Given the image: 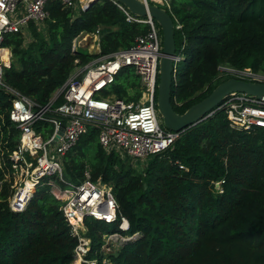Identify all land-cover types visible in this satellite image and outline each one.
<instances>
[{"label": "trees", "instance_id": "trees-1", "mask_svg": "<svg viewBox=\"0 0 264 264\" xmlns=\"http://www.w3.org/2000/svg\"><path fill=\"white\" fill-rule=\"evenodd\" d=\"M45 8L49 16L40 28L29 22L2 43L11 51L4 82L37 104L46 103L77 66L129 48L149 30L147 23L127 22L111 0H95L78 12L59 0ZM170 13L181 24L174 28L176 52L183 47L170 92L178 114L231 77L220 79L222 65L264 74V0H170ZM98 28V52L71 50L78 34ZM104 94L138 101L134 68L122 67ZM11 98L0 86V264H71L77 237L46 178L23 211L9 208L10 155L20 134L8 116ZM178 133L170 148L145 158L141 169L132 163L138 159L103 149L94 127L63 156V180L80 183L88 169L91 180L111 187L117 212L129 223L121 231L119 221L85 218L91 239L86 257L100 264L102 234L120 231L137 236L110 252L109 264H264V128L231 129L224 111L215 110ZM219 180L222 192L214 187Z\"/></svg>", "mask_w": 264, "mask_h": 264}, {"label": "built area", "instance_id": "built-area-1", "mask_svg": "<svg viewBox=\"0 0 264 264\" xmlns=\"http://www.w3.org/2000/svg\"><path fill=\"white\" fill-rule=\"evenodd\" d=\"M48 1L0 0V86L12 95L8 116L20 133L10 155L14 184H11L13 192L9 197V208L13 212L23 211L33 189L46 178L50 193L61 201L60 208L71 234L77 237L71 264H97V258L86 257L91 250V239L86 235L84 219L106 223L119 221L121 231L128 230L129 223L118 214L111 187L100 180H91L88 169L80 183L63 180L62 159L90 127L97 129L98 142L107 152L116 148L134 159H145L173 145L179 133L164 128L155 101L162 35L152 19L137 16L123 4L111 0L124 13L127 22L147 23L149 30L138 35L129 48L99 55L83 66H77L46 103L37 104L4 82L3 72L10 64L11 51L2 43L6 34L24 31L29 22L43 24L49 16L45 8ZM59 1L64 7L79 11L85 9L91 0ZM141 1L157 5L171 15L170 0ZM174 28L181 29V24L177 22ZM99 33V28L94 32H81L72 40L71 50L76 51L82 42L93 39L92 46H96L95 52H98ZM181 50L173 57L172 77L183 59ZM124 66H132L139 76L141 97L138 101L126 102L104 94ZM223 70V74L230 78L264 83V74L250 68L237 69L226 65ZM59 97L62 102L55 105ZM215 110L224 111L231 129L250 131L256 127L264 128V95L257 97L231 92L208 115ZM62 124L63 133L53 140ZM222 183L223 180L214 182L217 192H222ZM136 236L137 233L127 235L120 231L103 233L98 250L102 254L100 264H109L107 255Z\"/></svg>", "mask_w": 264, "mask_h": 264}, {"label": "water", "instance_id": "water-1", "mask_svg": "<svg viewBox=\"0 0 264 264\" xmlns=\"http://www.w3.org/2000/svg\"><path fill=\"white\" fill-rule=\"evenodd\" d=\"M95 0H91L87 9ZM123 4L131 13L150 18L157 22L162 35V49L158 64V81L156 86V108L164 127L179 132L204 119L231 92H244L253 96L264 95V83L251 82L243 79L228 78L220 82L205 98L191 105L184 113L178 114L170 101L172 85L173 57L176 52L174 39V23L171 15L163 8L146 4L141 0H116ZM63 133V124L53 140ZM51 141V143L53 142Z\"/></svg>", "mask_w": 264, "mask_h": 264}, {"label": "rangeland", "instance_id": "rangeland-1", "mask_svg": "<svg viewBox=\"0 0 264 264\" xmlns=\"http://www.w3.org/2000/svg\"><path fill=\"white\" fill-rule=\"evenodd\" d=\"M165 8V7H164ZM75 12H78V10L77 11H75ZM35 25H37V24H35ZM41 25H43V24H41ZM41 25L40 24H38L37 25V27L38 28H40L41 27ZM157 26H159V25H157ZM160 28V27H159ZM92 43H93V39H88V42L86 41V42H82L81 44H80V46H78V48L79 49H82V50H84V51H86V52H89V53H93V52H95L96 51V46H92ZM223 66H226V65H222V67H220V74H221V77H220V79H225L226 77H229V76H225L224 74H223V72H224V70H223ZM135 91L136 90H130L129 91V95H133L134 93H135ZM126 102H128V101H130L131 99H129V100H127V99H125V98H123ZM113 150L114 151H116V152H118L119 154H121V155H123V156H126V154L125 153H123V152H121L120 150H118V149H116V148H113ZM144 161H146V159H138L137 161H135L134 162V160H133V165H134V167L135 168H137V169H141V167H142V162L144 163ZM138 164V165H137ZM140 171V170H139ZM13 180V179H12ZM14 181V180H13ZM14 183H12V185H13Z\"/></svg>", "mask_w": 264, "mask_h": 264}]
</instances>
